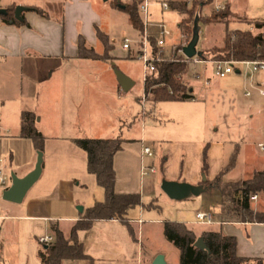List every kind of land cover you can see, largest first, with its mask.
I'll return each instance as SVG.
<instances>
[{
  "label": "crops",
  "instance_id": "0c3cea01",
  "mask_svg": "<svg viewBox=\"0 0 264 264\" xmlns=\"http://www.w3.org/2000/svg\"><path fill=\"white\" fill-rule=\"evenodd\" d=\"M112 1L116 6L115 0ZM118 1L119 3L129 2V0ZM162 1H167L169 4L170 0H157L155 3L150 1V19L153 22L164 21V13L169 10L178 14L179 21L176 29L173 30L174 35L167 39V44L170 46L178 41L179 23L185 18V14L170 7V4L167 9H163L160 5ZM250 1L255 4L257 2L260 7L256 10H260V12L256 13L255 11L253 16H249L250 18L243 14L239 16L241 21L247 23V21L264 20V0ZM227 4L233 14L235 6L231 7L228 1ZM17 5L26 7L21 13V20H18L21 22H4L2 19L3 23L0 25V117L8 118V120L1 119L0 121V144L3 142L2 140L6 139L9 142L7 148L2 150L0 147V163L3 164L0 167L9 177L8 184L5 187L0 186V196L2 191L10 185V173L13 172L18 177H22L33 169L36 161L37 149L32 140L19 136L20 115L23 110L32 111L38 117L36 126L45 140L42 149L41 175L29 189L34 188L31 197L23 203L25 195L20 203H16L19 204V208H22L15 207L16 213L0 215V264H41L37 255V239L41 235L52 234L50 222H56L59 228L67 234L73 223L82 217L84 210L95 201L102 200L101 195L104 197L101 186L102 193L97 191V195L100 194V196L95 198V194L90 193L85 182H75L78 166L71 156L74 153L72 144L75 143L73 140L77 137L63 136L58 132V127L62 125L65 117H71L73 113L67 114V110H73L75 106V104L69 105V101H67L70 100L69 95L79 84L89 86L88 79L94 74L90 71H81L80 66H89L91 62L104 61L79 57L78 38L82 36L87 47H92L98 53H102L104 46L96 32L97 30L101 31L107 35L111 45L109 51L111 60L124 63L126 60L136 59L134 54L137 51L136 41L139 35L131 40L130 48L122 47L125 54L118 56L117 53H113V39L107 32L100 29L101 16L95 9L96 0H0V8L5 9V13L7 10L9 15L13 14V17ZM35 7L41 9L45 15L32 9ZM116 7L122 10L120 6ZM124 13L127 16L128 26L133 28L127 13L125 11ZM237 28L246 29L250 28V25ZM203 30L201 27L199 28L198 45ZM149 34L155 37L157 34L155 26L149 27ZM113 63L115 65V62ZM201 65V68L206 69L204 64ZM120 71L129 76V72L125 68H120ZM235 72L240 73L241 70L235 69ZM253 73L255 75L250 79L249 84L255 88L260 97H264L257 90L258 87L264 88V72ZM110 88L111 93L116 94L118 98L124 92L115 77ZM192 93L194 98L191 101L197 100L193 86ZM76 106L78 107V105ZM148 111V115L144 113L140 117L151 115L152 110ZM76 118L78 121L86 122L85 119H82L83 116L82 118L76 116ZM83 126L87 127V124H83ZM182 130V128L174 130L175 133L178 132V138L175 137L173 142L171 138L155 136L151 140V144L146 143L153 150V158L148 164L160 169L163 179L185 181L197 185L201 181L202 175L204 140L200 137H190L186 134L187 132L185 136H181L179 132L182 133ZM116 136L121 137L120 132ZM82 137L97 138L86 135ZM143 137L142 133L138 139H127L136 141L139 154L141 142L145 143ZM47 142H55V145H52L54 147L49 149ZM206 146V178L208 180L213 179L228 163L234 149H237L238 159L240 151L238 143L231 146V144L213 142ZM21 150L27 152L23 157L18 156ZM122 150L123 147L113 157L116 173L115 191L118 193L138 192L141 196L139 188L133 181L131 182L133 178L132 166H127L129 171L125 178H119L118 164L122 165V159L117 158ZM82 151L85 154L84 164L86 165V153L84 150ZM79 163L81 166L82 157ZM154 163L158 165L155 166ZM263 168L264 166L258 169ZM232 169L233 167L229 171ZM134 175H137L140 180V158L136 162ZM88 181L92 184L91 180ZM252 203H254L253 208L256 211H264V206L261 207V204H264V194H258V199ZM78 205L83 207L81 211L77 209ZM142 205L132 208L128 212L132 234L128 227L118 219L95 220L90 228L78 230L77 238L82 243L84 252L92 258V261L89 259L66 260L64 264H142L143 240L139 232L140 226L145 221ZM197 210L213 211L215 222L211 224L196 222L195 212ZM149 220L157 221V219ZM172 221L185 223L197 237L206 230H221L227 235L235 236L236 252L239 256L264 258V222L223 221L220 211L206 207L201 201L186 206L181 210L180 216ZM169 253L170 250L155 252L150 258V263L153 262L154 257L162 254L165 264H168Z\"/></svg>",
  "mask_w": 264,
  "mask_h": 264
},
{
  "label": "rangeland",
  "instance_id": "374dc122",
  "mask_svg": "<svg viewBox=\"0 0 264 264\" xmlns=\"http://www.w3.org/2000/svg\"><path fill=\"white\" fill-rule=\"evenodd\" d=\"M155 3L157 0H150ZM226 0H213L207 4L201 13L208 15L214 10L215 3H225ZM247 1V2H246ZM231 7L235 6L233 14L228 18V25L219 22L199 23V27L204 29L201 35V41L197 42V49H212L222 47L226 31H232L237 27H247V23L241 21L243 14L247 17L260 12L256 10L260 6L249 0H228ZM95 9L101 16L100 29L107 32L113 39L114 52L118 56L124 55L122 43L124 39L133 40L139 35L138 31L128 26L127 16L121 9L113 5L112 0H96ZM250 14V15H249ZM250 18V17H249ZM164 22L169 28L175 30L179 21V16L174 11L169 10L164 13ZM125 27V28H124ZM190 38V37H189ZM187 36L178 37L177 44L186 42ZM189 42V41H188ZM186 42V43H188ZM104 51V49H103ZM115 62V65H113ZM201 64H192L183 79L188 85H192L194 94H197V100L191 101H173L164 100L152 103L145 102V115L141 118L140 97L144 93L142 82L143 66L140 60L130 59L124 63L118 60L91 62L89 66H80L81 71H90L94 74L88 79L89 86L79 84L74 87L73 93L69 95V105L74 106L73 110H67L71 117H65L61 126L58 127L59 134L70 137L94 136V137H115L118 132L121 134L123 150L117 159H122L121 166L118 164L119 178H125L129 171L128 165L133 167V181L141 192V202L144 208V223L139 229L143 240L142 264L150 263V258L155 252L170 250L168 264L178 263V250L163 236L162 225L166 220H175L180 216L181 210L186 206L194 205V202L201 201L206 207L219 210L220 198L217 189L204 188L199 195H190L181 200L168 197L161 189L160 169L154 167L156 172L139 180L136 172V162L140 158L139 149L136 141L127 139H138L143 133L145 143L151 144L155 136L171 138L172 142L177 137L174 130L182 128L179 132L181 136L185 133L190 137H200L204 140V146L213 142L225 143L233 146L238 143L240 147L238 159L236 156L235 164L231 171L223 175V180H238L250 175L252 169L262 168L264 166V151H260L259 142H264V97H260L255 88L250 86V79L255 73L247 69L246 65H236L233 72L225 78H218L212 74V65H207L206 69L201 68ZM204 67V66H203ZM125 68L129 72L135 84L126 92H122L120 98L111 93V83L113 84L115 69L120 71ZM235 69L241 70L236 73ZM194 71H199L200 76L195 78ZM205 76L211 77L209 85H204ZM110 91V92H109ZM249 91L245 96L243 93ZM71 101H73L71 103ZM140 114V115H139ZM76 116L85 119L86 122L78 121ZM8 120L6 116L0 117ZM83 124H87L84 127ZM1 149L7 148L9 142L2 140ZM49 149L54 147L55 142H47ZM74 143V141H73ZM73 145L74 153L71 156L78 166V173L75 182H85L91 194L102 193V189L96 183L93 175L89 174L84 164L85 154L81 148ZM26 151L18 154L23 157ZM18 157V158H19ZM82 157L80 166L79 160ZM153 157L145 159L148 163ZM135 164V166H134ZM157 166V163H154ZM0 166H3L0 163ZM1 168V167H0ZM80 168V169H79ZM61 172V171H60ZM64 172V171H62ZM207 177V176H206ZM135 178V179H134ZM88 180L92 181V184ZM160 181L159 185L158 182ZM201 181L198 183L200 185ZM34 188L29 190L24 198L25 203L32 195ZM100 198H103L102 195ZM217 202V203H216ZM254 203H252L253 206ZM21 205V204H20ZM264 204H261L263 207ZM19 208V204L7 202L0 196V215L10 212L16 213L14 208ZM22 207V206H21ZM254 207V206H253ZM13 208V209H12ZM137 213V210H135ZM221 216V213H220ZM154 219L157 221L149 220ZM1 224V220H0ZM155 258V257H154Z\"/></svg>",
  "mask_w": 264,
  "mask_h": 264
},
{
  "label": "trees",
  "instance_id": "16d2710c",
  "mask_svg": "<svg viewBox=\"0 0 264 264\" xmlns=\"http://www.w3.org/2000/svg\"><path fill=\"white\" fill-rule=\"evenodd\" d=\"M142 0H129L121 2L115 0V5L120 6L128 15L133 28L140 31L142 28L139 4ZM213 0H186L169 1L170 7L185 14L179 23L180 32L187 35L188 42L193 30L199 23L222 21L228 25L231 15L229 5L219 11L212 10L208 15L201 13L204 6ZM37 13H45L35 7ZM4 22L20 23L13 14H0ZM250 28H236L226 31L222 47L212 49H198L200 59L211 60H264V20L247 21ZM200 28V27H199ZM97 37L104 46V51L98 53L92 47H87L85 40L79 36L77 41L78 56L97 60H111L109 51L111 45L106 34L97 30ZM190 37V38H189ZM149 41L154 48V37ZM189 64L181 61L164 60L155 63V69L143 81L146 99L152 103L164 100L186 101L194 98L192 86L186 84L183 77L189 69ZM38 117L34 112L23 110L20 115L19 136L32 140L37 150L43 149L45 137L37 129ZM74 143L86 153V170L93 174L99 186L102 187L104 197L87 207L82 217L75 221L65 234L55 222H50L52 240L48 244L38 242L37 255L41 264H64L66 260L89 259L82 243L77 238V231L88 229L95 220L118 219L124 223L132 234L128 212L132 208L142 205L138 192L118 193L115 191L116 173L113 166V157L122 148L123 139L120 136L109 138H75ZM207 146L203 149L202 175L206 176ZM237 149H234L228 163L214 176L213 179L202 181L205 188H215L220 198V213L223 221L229 222H264V211H256L250 196L264 194V168L253 170L246 178L224 181L223 175L235 164ZM163 236L179 251V264H264V258L239 256L236 252V238L227 235L221 230L203 231L201 237L205 249L194 245L197 236L185 223L166 220L163 222Z\"/></svg>",
  "mask_w": 264,
  "mask_h": 264
},
{
  "label": "built area",
  "instance_id": "2783aa9c",
  "mask_svg": "<svg viewBox=\"0 0 264 264\" xmlns=\"http://www.w3.org/2000/svg\"><path fill=\"white\" fill-rule=\"evenodd\" d=\"M128 1V0H127ZM189 4L191 0H186ZM228 0L225 3H215L214 10L219 11L222 9ZM150 0H142L139 4V13L142 23V28L139 31V38L136 41L137 51L134 54V57L142 63L143 66V81L146 76L152 73L155 69V63L169 60V61H181L186 62L191 66L192 64H204L205 68L207 65H212V74L218 78H224L233 72V69L236 65L244 64L247 69L251 72H264V60H211V59H200L197 55L188 57L186 56L182 48L187 43L182 44L173 43L170 46L167 44V39L173 37L174 31L169 28L164 22H153L150 19ZM163 9H167L169 4L167 1H162L160 3ZM3 23L0 16V25ZM155 26L157 29V34L154 37V48L149 41V27ZM187 36L185 33L180 32L179 37ZM131 46V41L125 39L122 43L124 49H128ZM193 76L198 78L200 76L199 71H194ZM211 77L205 76L203 83L205 85L209 84ZM258 93L264 95V88L258 87ZM245 95H249V92H245ZM141 102V113L145 112V102L147 101L146 95L143 93L140 97ZM258 147L261 151H264V142L258 143ZM153 155V150L150 145L141 142L140 148V179L144 176H148L155 172V168L148 163L145 159ZM9 182V177L5 172L0 168V186L5 187ZM258 199V194H252L250 196V201H256ZM195 221L198 223L211 224L215 222L214 212L211 210H197L195 212ZM52 240V235H41L38 237L37 241L41 244H48Z\"/></svg>",
  "mask_w": 264,
  "mask_h": 264
},
{
  "label": "water",
  "instance_id": "95a60500",
  "mask_svg": "<svg viewBox=\"0 0 264 264\" xmlns=\"http://www.w3.org/2000/svg\"><path fill=\"white\" fill-rule=\"evenodd\" d=\"M26 7L17 5L15 7L14 18L17 20H21V13L25 10ZM0 14H5V9L0 8ZM199 39V26L196 25L193 30V34L189 40V42L183 46L182 51L183 53L188 56H194L200 54L197 49V42ZM115 75L117 82L122 91H128L134 84V81L129 78L127 75L122 73L121 71L115 69ZM238 72V70H236ZM42 155L43 152L41 150H37L36 152V161L34 164L33 169H31L28 173H26L22 177H18L15 173H10V185L6 187L1 194L3 200L20 203L24 196L26 195L27 191L31 188V186L38 180L41 175L42 169ZM202 180H206V176L202 175ZM160 187L162 191L170 198L181 200L189 197L190 195H198L201 193L205 186L197 184H191L185 181H177V180H169V179H162ZM78 210H82L83 207L81 205L77 206ZM194 245L200 249H205V243L201 237H197L194 242ZM153 264H165L162 254H158L153 262Z\"/></svg>",
  "mask_w": 264,
  "mask_h": 264
}]
</instances>
